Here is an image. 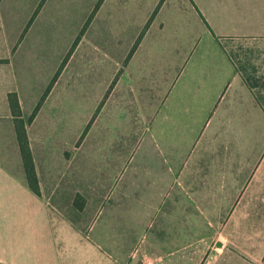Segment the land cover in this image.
Wrapping results in <instances>:
<instances>
[{"label": "crops", "instance_id": "0c3cea01", "mask_svg": "<svg viewBox=\"0 0 264 264\" xmlns=\"http://www.w3.org/2000/svg\"><path fill=\"white\" fill-rule=\"evenodd\" d=\"M235 40H264V0H0V264H264V87ZM167 196L181 229L148 232Z\"/></svg>", "mask_w": 264, "mask_h": 264}, {"label": "rangeland", "instance_id": "374dc122", "mask_svg": "<svg viewBox=\"0 0 264 264\" xmlns=\"http://www.w3.org/2000/svg\"><path fill=\"white\" fill-rule=\"evenodd\" d=\"M228 47L229 49L232 51L231 53L234 55V57L236 58V61L238 62V66H242L244 68V73H250V72H254L257 73V75L259 77H255L257 78L256 80L259 81L260 84H262L264 82V40H235V41H229L228 42ZM262 70V71H261ZM90 128V126H89ZM83 143L84 144V150L85 151H91V149L93 148V142L91 140H87L86 139V135L83 136L80 141L78 142ZM95 143V142H94ZM103 146H101V149H106V143L103 142ZM84 151V155H80V157L78 158V163L80 164V167H82L84 169V172L82 174L83 179L82 182H79L80 187H85L86 190L82 189L83 191H86L88 194L91 193V172H92V168H93V158L91 156H87L86 152ZM62 189H64L63 187L56 189L57 194L62 192ZM56 199L54 198V201ZM155 199L150 200V202L148 203L147 206H143L142 208H145L147 210V224H146V230L148 232H153L155 230H160V229H167L170 231L173 230H177V229H181L180 226H176L177 222L176 220H170L166 217V215L168 213H170L173 209V205H172V198L171 196H167L165 197L163 200H158L154 201ZM80 204H84V201L82 199V197L80 196V194H77V196L73 199V205L69 206L68 208L61 207V210L63 211L61 215L63 216H67L70 219V221L68 220V218H63V219H59L57 217V220H59V222L57 223V234L61 237V234H65V232L69 231L68 229H74L76 227L78 228H82V229H87L86 226H84L85 224H87L92 216L93 211L91 209V206H89V211L90 213L86 216V220L80 221L78 219V217L75 216V214H71V213H67L65 209H67L68 211H70V208H72L73 210H76L77 208H81L79 207ZM97 206L94 205L93 209H95ZM236 208V206H234ZM110 208V207H109ZM88 211V212H89ZM56 213V211L53 209V213ZM235 213L231 216L234 217ZM238 214V213H237ZM89 219V220H88ZM223 225L225 224V221L222 222ZM230 223V220H228V224ZM62 224V226H61ZM127 225V224H126ZM64 227V228H62ZM74 227V228H73ZM228 227V226H227ZM227 227H225L224 229L226 230ZM62 228V229H61ZM66 228V229H65ZM65 229V230H64ZM61 230H63L62 232H60ZM145 233V231H142V234L140 236V238L143 236V234ZM58 236V237H59ZM139 238V239H140ZM143 238V237H142ZM60 239V238H59ZM70 239V237H69ZM224 259H222V261H219V264H221L223 262Z\"/></svg>", "mask_w": 264, "mask_h": 264}, {"label": "trees", "instance_id": "16d2710c", "mask_svg": "<svg viewBox=\"0 0 264 264\" xmlns=\"http://www.w3.org/2000/svg\"><path fill=\"white\" fill-rule=\"evenodd\" d=\"M231 56L234 58L232 54ZM243 78L245 79V82L251 89H254L255 87H258V86L264 87V82L260 84L259 81L253 78L252 76L243 74ZM10 99H11V104L13 106V111L16 112L17 108H19L17 96L13 94L10 96ZM17 130H18V138H19L23 163H24L29 185L33 191H35L36 193H39L40 192L39 180H38V176L35 170L33 154L30 148L27 132L25 129V124L23 120L21 119H17Z\"/></svg>", "mask_w": 264, "mask_h": 264}]
</instances>
